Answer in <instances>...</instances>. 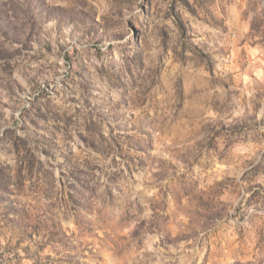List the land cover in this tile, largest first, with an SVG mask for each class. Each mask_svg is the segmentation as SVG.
<instances>
[{
    "label": "rangeland",
    "instance_id": "obj_1",
    "mask_svg": "<svg viewBox=\"0 0 264 264\" xmlns=\"http://www.w3.org/2000/svg\"><path fill=\"white\" fill-rule=\"evenodd\" d=\"M0 264H264V0H0Z\"/></svg>",
    "mask_w": 264,
    "mask_h": 264
}]
</instances>
